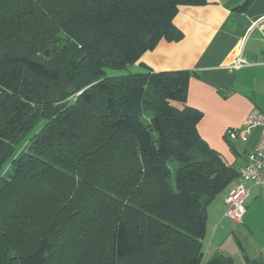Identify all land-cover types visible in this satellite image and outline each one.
Returning <instances> with one entry per match:
<instances>
[{"label": "trees", "instance_id": "16d2710c", "mask_svg": "<svg viewBox=\"0 0 264 264\" xmlns=\"http://www.w3.org/2000/svg\"><path fill=\"white\" fill-rule=\"evenodd\" d=\"M203 3L0 0V264H200L240 165L199 138L191 70L104 72L180 40L179 6Z\"/></svg>", "mask_w": 264, "mask_h": 264}, {"label": "crops", "instance_id": "0c3cea01", "mask_svg": "<svg viewBox=\"0 0 264 264\" xmlns=\"http://www.w3.org/2000/svg\"><path fill=\"white\" fill-rule=\"evenodd\" d=\"M244 1L204 0L200 5L179 6L172 23L183 37L178 41L161 39L128 65L133 73L191 70L185 100L202 113L197 124L199 138L226 163L238 166L256 145L260 128L252 129L244 143L228 139L225 133L241 125L250 109L264 112V0H252L244 11L234 8ZM239 53L246 63L231 67ZM229 188L206 208L200 264L218 255L231 258L234 264L236 259L237 264H264V226L260 230L253 226L256 221L264 224V186L249 185L242 223L223 215Z\"/></svg>", "mask_w": 264, "mask_h": 264}, {"label": "built area", "instance_id": "2783aa9c", "mask_svg": "<svg viewBox=\"0 0 264 264\" xmlns=\"http://www.w3.org/2000/svg\"><path fill=\"white\" fill-rule=\"evenodd\" d=\"M264 45V44H263ZM264 52V46H263ZM246 61L239 53L231 62V67L238 68ZM238 127L228 129L226 137L235 142H246L252 129L260 128L259 139L246 154L245 161L238 167V178L229 188L223 202L226 204L224 216L236 223H242L246 210V199L249 196V185L264 186V112L254 107L250 109Z\"/></svg>", "mask_w": 264, "mask_h": 264}, {"label": "rangeland", "instance_id": "374dc122", "mask_svg": "<svg viewBox=\"0 0 264 264\" xmlns=\"http://www.w3.org/2000/svg\"><path fill=\"white\" fill-rule=\"evenodd\" d=\"M131 69L130 66H126L125 68L123 69H114V68H105V75L106 76H113V75H120V74H125L127 72H129L128 70ZM244 219H245V216L243 217V220L242 222H244ZM242 226V225H239V227ZM254 228H256L257 230H260L262 229V227L264 226V224L260 221H256V223H254ZM234 238V236H233ZM204 262V261H203ZM236 264L238 263L237 259H236ZM204 264V263H202Z\"/></svg>", "mask_w": 264, "mask_h": 264}]
</instances>
